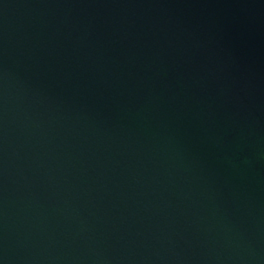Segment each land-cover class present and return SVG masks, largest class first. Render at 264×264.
<instances>
[{"label":"water","instance_id":"95a60500","mask_svg":"<svg viewBox=\"0 0 264 264\" xmlns=\"http://www.w3.org/2000/svg\"><path fill=\"white\" fill-rule=\"evenodd\" d=\"M0 264H264V0H0Z\"/></svg>","mask_w":264,"mask_h":264}]
</instances>
